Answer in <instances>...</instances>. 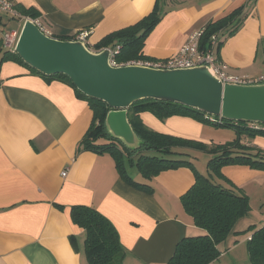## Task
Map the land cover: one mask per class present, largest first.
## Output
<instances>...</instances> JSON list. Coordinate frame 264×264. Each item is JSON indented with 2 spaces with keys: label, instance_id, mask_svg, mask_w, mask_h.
<instances>
[{
  "label": "crops",
  "instance_id": "1",
  "mask_svg": "<svg viewBox=\"0 0 264 264\" xmlns=\"http://www.w3.org/2000/svg\"><path fill=\"white\" fill-rule=\"evenodd\" d=\"M14 2L19 10H38L41 23L53 37L89 30L88 46L94 51L95 44L108 34L139 21L158 5L162 18L148 34L143 49L154 60L176 54L189 35L208 22L244 9L248 15L242 26L225 39L216 54L232 73L253 78L264 75V0ZM2 15L0 264H90L86 230L71 216L72 208L79 205L96 208L115 226L124 251L120 264H168L180 239L206 233L182 202L195 182V169L169 166L146 179L138 168V155L119 146L127 175L148 186L131 185L112 152L81 144L93 123L88 100L65 80L47 79L17 60L4 59ZM140 118L154 131L184 138L196 139L203 128L202 122L190 116L159 119L145 111ZM243 144L264 151V134L246 136ZM187 150L181 149L182 155L191 160ZM221 174L249 196L251 211L219 244L221 253L209 264H251L247 243L254 228L246 229L264 225V169L228 164Z\"/></svg>",
  "mask_w": 264,
  "mask_h": 264
},
{
  "label": "trees",
  "instance_id": "2",
  "mask_svg": "<svg viewBox=\"0 0 264 264\" xmlns=\"http://www.w3.org/2000/svg\"><path fill=\"white\" fill-rule=\"evenodd\" d=\"M20 12L31 18L40 16V12L35 8H21ZM247 15L246 10L238 9L224 18L208 22L200 38V48H210L212 36L218 35L219 39L215 47L217 53L225 39L236 33L242 26ZM161 18L162 12L156 5L148 15L139 21L108 34L95 44V49L100 50L110 45H114V48L118 46L120 51L115 55V60L119 63L138 59L154 60L147 56L143 49L148 34ZM221 36L225 38L222 40L220 39ZM59 38L74 40L76 35L61 36ZM4 59L17 60L27 65L32 72L47 79L59 78L65 80L74 87L79 96L88 100L93 111V123L81 144L112 152L116 156L117 167L121 174L131 185L135 187L148 186L136 182L127 175L119 146L131 154L139 155L137 165L146 179H150L169 166H193L195 169V182L182 196V202L185 209L193 216L195 224L205 229L206 233L180 239L168 264H209L219 257L221 253L219 244L225 241L229 234L233 232L236 223L251 211L249 196L243 190L235 189V186L223 177L221 168L228 164H245L253 168L264 169V151L243 144V138L246 136L253 137L257 134H264V124L232 121L224 118L217 122L210 119L213 115L180 103L155 99L140 100L128 109L129 120L135 132L143 141L141 148L133 151L120 140L113 138L107 131L105 120L111 108L106 102L89 97L81 92L66 74L59 73L48 76L30 67L17 52L6 50ZM145 111L153 113L159 119H166L173 115H183L190 116L202 123L209 121L218 126H233L236 128L238 137L231 143L222 144L208 150L207 144L202 141L150 129L140 118V114ZM256 125H259L260 128H256ZM103 138L106 141L99 142ZM183 148L203 149L213 152L214 155L207 164V172L202 173L197 170L189 159L168 157V155L173 154H184L181 151ZM144 151H156L162 155L144 154ZM71 216L75 223L86 230V254L90 264L121 263L124 254L123 246L117 229L106 216L96 208L85 205L74 206ZM253 228V235L247 243L249 259L251 264H264V225L259 228L251 225L246 231Z\"/></svg>",
  "mask_w": 264,
  "mask_h": 264
},
{
  "label": "water",
  "instance_id": "3",
  "mask_svg": "<svg viewBox=\"0 0 264 264\" xmlns=\"http://www.w3.org/2000/svg\"><path fill=\"white\" fill-rule=\"evenodd\" d=\"M113 48L94 51L82 40L53 37L27 20L16 52L30 67L48 76L66 74L81 92L106 102L111 108L105 120L107 131L133 151L143 141L129 120L128 109L140 100L173 101L227 120L264 124V82L224 83L206 65L113 66Z\"/></svg>",
  "mask_w": 264,
  "mask_h": 264
},
{
  "label": "built area",
  "instance_id": "4",
  "mask_svg": "<svg viewBox=\"0 0 264 264\" xmlns=\"http://www.w3.org/2000/svg\"><path fill=\"white\" fill-rule=\"evenodd\" d=\"M0 13L7 14L18 20L21 24V30L17 29H4L2 30V40L3 46L9 51L16 52L17 43L21 35L23 26L27 20L33 21L42 31L48 34L47 30L41 23L39 17L31 18L20 12L16 7L14 0H0ZM204 27L192 32L186 42L181 46L179 51L173 56L166 59L158 60H131L128 62L119 63L115 60V55L118 54L120 48L117 46L111 50V64L113 66H121L128 64L145 65L156 68H187L200 65H206L210 71L217 77L223 80L224 83H237V84H252L264 82V75L259 78H253L249 76H242L230 71L229 65L220 60L215 52V47L218 42V35H213L211 39V47L207 49L200 48V38L203 34ZM89 35V30H82L76 35V39L84 41L89 45L87 37ZM214 116V115H213ZM213 121H221L222 117L214 116L211 118ZM260 128L259 125L255 126ZM66 171L63 175H66Z\"/></svg>",
  "mask_w": 264,
  "mask_h": 264
},
{
  "label": "rangeland",
  "instance_id": "5",
  "mask_svg": "<svg viewBox=\"0 0 264 264\" xmlns=\"http://www.w3.org/2000/svg\"><path fill=\"white\" fill-rule=\"evenodd\" d=\"M2 17L5 19L4 27L6 29L16 28L17 31L21 30V24L18 23L17 19H9L4 14L2 15ZM211 118H213V116H211L210 119ZM202 124H203V128L201 130L200 135L196 136V140L202 141L205 144H207L208 150H212V148L219 147L222 144L231 143L233 140H235L238 137L236 128L233 126H223V125L218 126L209 121L206 123L203 122ZM208 150H203V149L187 150L188 154H190V158L192 162L194 163V166L202 173L206 172L207 164L214 155L213 152L211 153ZM147 153L152 154L151 152H147ZM173 155L176 156L175 158H177L178 155L179 159L180 158L189 159L188 155H181V154H173Z\"/></svg>",
  "mask_w": 264,
  "mask_h": 264
}]
</instances>
